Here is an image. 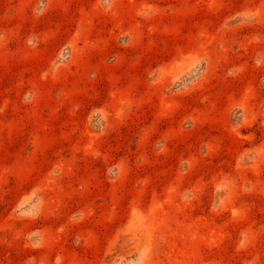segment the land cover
<instances>
[{
    "label": "rangeland",
    "instance_id": "obj_1",
    "mask_svg": "<svg viewBox=\"0 0 264 264\" xmlns=\"http://www.w3.org/2000/svg\"><path fill=\"white\" fill-rule=\"evenodd\" d=\"M0 264H264V0H0Z\"/></svg>",
    "mask_w": 264,
    "mask_h": 264
}]
</instances>
